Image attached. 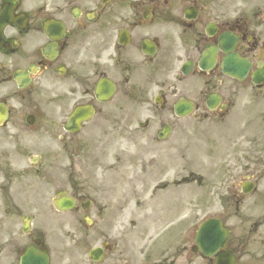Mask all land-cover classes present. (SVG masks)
<instances>
[{
	"label": "flooded vegetation",
	"instance_id": "flooded-vegetation-1",
	"mask_svg": "<svg viewBox=\"0 0 264 264\" xmlns=\"http://www.w3.org/2000/svg\"><path fill=\"white\" fill-rule=\"evenodd\" d=\"M232 2L239 1L0 0V7L14 4L15 16L27 18L23 28L13 23L0 31V225L9 232L7 243L17 246V262L43 233L33 226L27 233L23 226L19 231L18 220L38 209V199L49 198L53 183L60 184L59 191L68 182V168L54 162L53 145L44 141L47 136L58 135L64 151L75 145L74 137L86 125L78 132L65 126L80 104L116 128L118 103L123 107L154 101L153 114L159 119L155 125L125 128L133 141L128 158L135 167L140 162L144 192L149 193L155 171L172 179L173 185L165 182L162 189L175 190L183 181L195 187L190 201L193 225L164 228L159 239L151 240L155 260L149 264H215L218 252L205 255L197 244L199 211L205 216L217 211L214 215L227 228L219 252H232L234 264H264V83L257 86L251 75L237 79L224 72L234 64L233 56L248 59L251 72L264 70V11L249 10L245 3L228 4ZM121 31L127 35L120 43ZM207 50L216 54L211 69L203 61ZM103 80L116 86L108 101L97 90ZM213 94L220 101H210ZM181 100L193 105L186 118L196 119L195 129L231 114L240 119L239 134L232 140L221 133L220 157L206 152L203 161L195 158L189 177L181 176L176 129L163 141L156 126L179 119L175 106ZM135 116L134 111L127 115ZM118 177H105L113 184L100 187L99 198L72 193L78 220L86 222L91 214L96 216L93 224L99 220L95 233L100 243L113 239L115 226H108L109 208L102 198L112 201L116 196ZM37 180L42 183L39 190ZM250 187L251 193L245 194ZM157 190L154 187L147 199L154 200ZM172 198L178 199L176 194ZM162 199L155 208L150 205L149 213L160 215ZM40 243L49 250L43 240ZM112 244L100 264H117ZM66 258H51V264L83 262ZM126 263L134 264L132 259Z\"/></svg>",
	"mask_w": 264,
	"mask_h": 264
},
{
	"label": "rangeland",
	"instance_id": "rangeland-1",
	"mask_svg": "<svg viewBox=\"0 0 264 264\" xmlns=\"http://www.w3.org/2000/svg\"><path fill=\"white\" fill-rule=\"evenodd\" d=\"M110 135L113 137H116L115 134H110ZM96 140H97V138H94V141H96ZM59 230H60L59 226L54 227V230H50V234L54 237V239H56V237H57L56 232ZM6 260H8V259L6 258Z\"/></svg>",
	"mask_w": 264,
	"mask_h": 264
}]
</instances>
